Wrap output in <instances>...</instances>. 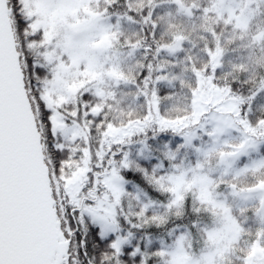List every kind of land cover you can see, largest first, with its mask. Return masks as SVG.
<instances>
[{
    "label": "snow or ice",
    "instance_id": "obj_1",
    "mask_svg": "<svg viewBox=\"0 0 264 264\" xmlns=\"http://www.w3.org/2000/svg\"><path fill=\"white\" fill-rule=\"evenodd\" d=\"M0 264H264V0H0Z\"/></svg>",
    "mask_w": 264,
    "mask_h": 264
}]
</instances>
